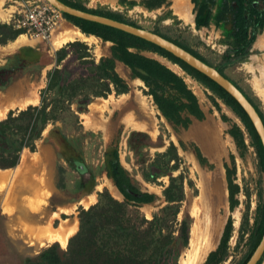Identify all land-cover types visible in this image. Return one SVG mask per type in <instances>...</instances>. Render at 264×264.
Wrapping results in <instances>:
<instances>
[{
    "label": "rangeland",
    "instance_id": "1",
    "mask_svg": "<svg viewBox=\"0 0 264 264\" xmlns=\"http://www.w3.org/2000/svg\"><path fill=\"white\" fill-rule=\"evenodd\" d=\"M69 1L87 9L118 13L144 30L157 31L188 46L211 67L220 68L223 75L252 100L264 120V51L254 57H247L241 63L229 64L223 59L229 50V11L222 9L218 12L220 19L216 23L209 20L204 24L201 20L194 22L193 16H190L193 6L200 0H162L164 3L153 8L145 6L152 4L153 0H129L132 5L120 4L118 0ZM210 1L212 4L218 2ZM41 3L45 2L6 0L0 5V10L9 7L15 9L6 22L0 21V25L16 29V21L21 20L23 11ZM177 6H181L183 10L176 11ZM181 15H185L187 20L180 19ZM60 18L55 22L48 39L41 38L34 32L39 37L36 39L37 36H32L38 41L36 46H24L2 57L0 97L19 96L21 100L35 92L39 99L38 94L45 85L46 73L55 66L54 53L60 49L51 52V36L60 25L75 28L61 15ZM21 34L25 35L24 30L15 38ZM8 42L10 41L0 46ZM81 43L87 46L90 57L95 62L99 57L108 55L109 44L97 38L90 44ZM69 51L62 64L72 75L83 73L84 69ZM144 55L157 59L167 67L165 60L150 54ZM115 71L127 84L126 104L116 109H103L106 101L117 102L121 95H126H115L111 88L105 98L92 97L83 106L77 103L80 101L77 99L76 103L70 106L71 112H56L57 121L46 124L45 131L41 132L40 138L35 142L34 152L22 150L17 163L18 166L23 153L29 160L32 159L29 175L32 180H37L39 188L32 195L15 192L16 196H12L8 186H0V264H20L26 257H31L52 244H56L60 250L65 249L66 244L57 242L43 246L28 243L23 232L24 224L19 220L26 213L36 220L37 226L57 229L62 221L75 223L74 234L77 230V211L93 205L98 193L106 192L111 198L122 201V196H113L105 187L106 182L110 181L106 169L114 154L118 164L135 186L141 192L155 195L151 204L138 208L141 216L147 220L151 219L164 205L161 190L167 184V176L157 178L155 184H148L142 180L141 175L151 176L154 173L150 163L156 159V154L163 153L170 143L174 147V155L178 158L174 160V171L170 172V175L181 176L183 193L176 215L174 236L182 220L187 225L186 245L178 249L174 264L192 263L202 246L210 243L211 249L201 261L203 264L207 255L217 247L228 220L230 233L226 243V256L218 264H239L248 249V234L244 231L240 235V228L244 221L247 228L252 226L258 196H263L264 184L263 175L257 169L255 154L246 135H243L245 149L239 151L227 133L232 124L242 130L238 119L219 100H216L218 109L214 108L206 98L210 93L181 71L175 74L182 78L187 88L196 96L203 119H192L186 129H172L156 112L151 99L144 94L143 84L136 83L137 79H132L130 72L120 64L115 65ZM4 83L6 86L2 87ZM38 104L39 100L35 106ZM8 111L21 110H7L0 115V120ZM126 121L133 126L128 128ZM137 126L138 129H135ZM194 147L204 160L201 163L194 154ZM35 153L39 157L32 156ZM157 161L161 162V159ZM16 167L0 169V173L12 171ZM225 167L230 172L231 183L237 186V193L234 195L236 204L232 209L227 201ZM259 264H264V257Z\"/></svg>",
    "mask_w": 264,
    "mask_h": 264
},
{
    "label": "trees",
    "instance_id": "2",
    "mask_svg": "<svg viewBox=\"0 0 264 264\" xmlns=\"http://www.w3.org/2000/svg\"><path fill=\"white\" fill-rule=\"evenodd\" d=\"M58 1L76 10L139 28L134 22L118 13L87 9L69 0ZM118 1L120 4L132 5L126 0ZM231 1L235 3L230 30L231 49L224 54V58L222 57L229 64L244 61L249 55L250 44L264 23V0H257L260 4L258 8L251 6V2L256 0ZM159 3L156 0L154 4H146V7ZM60 15L85 36L91 35L101 42L109 43L108 55L99 57L95 62L90 57L87 46L78 41L69 42L54 53L55 66L46 73L45 85L38 94V106H28L25 110L17 112L8 111L0 120V169L8 170L16 167L22 150L34 152L35 142L40 138L46 124L57 121L56 112H71L70 106L77 99H80L77 103L83 106L92 97L105 98L111 88L115 95L126 94L128 87L115 71L116 62L129 70L132 79L141 81L145 88L144 94L151 99L159 115L172 129H186L192 119L202 120L203 112L196 96L171 70L156 60L141 55L142 51H148L177 65L185 75L210 93L206 98L214 108L218 109L216 100H219L238 119L242 130L232 124L227 133L239 151L245 149L243 135H246L255 154L257 169L263 175L264 184V153L259 139L243 111L216 84L169 53L142 39L104 25L61 13ZM248 28H251L250 33ZM21 32V29L0 25V44L15 40L17 38L15 36ZM151 32L211 66L188 46L157 31ZM68 50L84 69L83 73L72 75L62 64ZM213 68L229 80L220 68ZM230 82L252 105L264 126L262 114L256 105L239 87ZM1 86H6V83ZM193 150L199 163L204 161L197 148L194 147ZM155 157L156 159L150 163L154 173L151 176L142 174V180L148 184H155L157 178L166 175L167 184L161 190L164 205L151 216V219L147 220L141 216L138 208L151 204L155 195L141 192L118 164L114 154L113 160L107 166L106 175L122 196V201L111 198L106 192L98 193L93 205L77 211V230L68 238L64 250L52 244L41 249L37 254L26 257L20 264H174V256L177 255L178 249L186 245L187 239V225L183 220L178 224L174 236L176 215L183 199L182 178L180 175L175 177L170 175V172L174 171V160L178 159L174 155V147L171 143L163 153L156 154ZM157 159H161V162ZM224 171L228 206L232 209L236 204L234 195L237 193V186L231 183L230 172L226 167ZM258 197L252 226L247 228L244 221L240 228V235L244 231L248 234L246 239L248 249L239 264L246 262L264 230V191L263 196ZM229 233L228 220L217 247L207 255L203 264H218L224 259ZM263 257L264 251L256 264H259Z\"/></svg>",
    "mask_w": 264,
    "mask_h": 264
},
{
    "label": "bare ground",
    "instance_id": "3",
    "mask_svg": "<svg viewBox=\"0 0 264 264\" xmlns=\"http://www.w3.org/2000/svg\"><path fill=\"white\" fill-rule=\"evenodd\" d=\"M5 1L6 0H0V2H1L0 5L2 6V4ZM14 9H13V7H9L8 9L0 10V21L7 20L8 17H10V14H12L14 12ZM181 18L187 20V17L185 15H181ZM263 37H264V31H263L262 35L258 38V42ZM34 38L35 37L21 34L15 40L10 41L3 46H0V62H2L3 56L9 55L12 52H14L15 50H19L20 48H22L24 46H31V47L36 46L38 41L34 40ZM37 38H39V37L37 36L36 39ZM94 39L95 38L91 35L85 36L84 34H81L75 28H72V27L69 28L67 25H60V27H58L57 31L51 36L49 42H50V48H51V52H52V51H55V50L61 48L66 43H69L72 41H80V42H84L86 44H90ZM263 44L257 43L256 46L260 49V48L264 47ZM166 65L171 70H173L174 72H176L178 74L181 72V70L179 71L178 68L175 67V65L171 66L168 63H166ZM135 82L142 84L141 81L138 79ZM258 83H260L259 80H258ZM127 98H128V96L126 94V95H121L120 99L117 102H113L111 100L106 101L104 103L103 109L108 110L110 107L116 109V108L126 104ZM17 100H19V96H17V98L13 97V96L11 97L8 95H4V96L0 97V115L2 113L6 112L7 110H10L13 108H18V109L22 110L28 106H35L38 103L39 99H38L37 95L35 94V92H33V94L28 95V97L26 96L19 101H17ZM156 112H158V111H156ZM93 113H97V112H93ZM100 113H103V112H100ZM162 120H163V118H162ZM125 123H126L125 125H127L128 128L133 126L132 124H128V121H126ZM135 125H136V123H135ZM139 127H141V126H139ZM135 129H138V126ZM141 129H142V127H141ZM32 156H38V154L35 153ZM31 160H29V157L25 156L23 153L21 155L20 162L16 168H14L12 171L9 170V171L0 173V186L3 188H4V186L5 187L8 186L10 188L9 194L11 191L12 196H13V194L15 195L16 193H22V192L29 193L30 195H32L39 188V185L36 183L37 180L36 181L34 179L32 180L30 178V175H29L31 172L30 171V169H31V165H30L31 162L30 161ZM105 187L112 193L113 196L121 197L119 192L115 189V187L112 185V183L110 181L106 182ZM145 208L146 207H144V209ZM66 212H64V213H66ZM26 214L24 215V217H22L19 220H20V223L23 222V224H24L23 232H24L26 238L28 239L27 240L28 243L32 242L33 244L36 243L38 246H43V245L50 244L52 242H57V243L65 245L67 238L69 236H71L73 234V232L75 231V225H74L75 223L72 224V223L68 222L67 220L62 221L57 229H52L50 227L37 226L36 225L37 222H35L36 220L34 221L33 217L28 216ZM209 249H211L210 243L202 246L201 251H199L200 253L198 252L199 254L198 255L196 254L195 260L194 261L192 260L193 262L192 263L190 262L188 264H201V261H203L204 256L207 254V252H209Z\"/></svg>",
    "mask_w": 264,
    "mask_h": 264
},
{
    "label": "water",
    "instance_id": "4",
    "mask_svg": "<svg viewBox=\"0 0 264 264\" xmlns=\"http://www.w3.org/2000/svg\"><path fill=\"white\" fill-rule=\"evenodd\" d=\"M43 1L61 14H65L70 17L78 18L84 21H89L92 23L104 25L109 28L116 29L126 34H129L133 37L142 39L160 48L161 50L169 53L171 56L182 61L191 69L204 75L207 79H209L214 84H216L220 89H222L243 111L248 121L250 122L255 134L258 137L264 153V126L262 124L260 117L254 110L252 105L243 96V94L229 80H227L221 74H219L213 67L206 65L205 63L201 62L200 60H198L188 52L174 45L172 42L163 39L162 37L152 33L151 31H147L142 28L133 27L98 15L89 14L83 11L76 10L74 8L64 5L58 0H43ZM263 251H264V230L261 234L259 242L257 243V245L255 246V248L253 249V251L251 252L250 256L248 257V259L244 264H256L259 261Z\"/></svg>",
    "mask_w": 264,
    "mask_h": 264
},
{
    "label": "built area",
    "instance_id": "5",
    "mask_svg": "<svg viewBox=\"0 0 264 264\" xmlns=\"http://www.w3.org/2000/svg\"><path fill=\"white\" fill-rule=\"evenodd\" d=\"M59 19L60 14L56 10L46 3H41L23 11L21 20L16 21V29L24 30L27 36L39 34L41 38L48 39Z\"/></svg>",
    "mask_w": 264,
    "mask_h": 264
},
{
    "label": "flooded vegetation",
    "instance_id": "6",
    "mask_svg": "<svg viewBox=\"0 0 264 264\" xmlns=\"http://www.w3.org/2000/svg\"><path fill=\"white\" fill-rule=\"evenodd\" d=\"M155 1L156 0H153L152 4H154ZM158 1L160 2L159 4L154 5L152 7H149V8L157 7V6H160V4L164 3V2H162V0H158ZM217 1H218L217 3L215 2L214 4H212L210 0H200L199 2H197V4L195 6H193V12L191 11L190 16L191 17L193 16L194 22H196V23H198L200 20L203 21L204 24L207 23L209 20H212L214 23H216L218 21V19H220V15L218 13L219 11H221L222 9L225 11H229V13H228L229 23L228 24H229V30H231V19H232V15H233V10L235 8V3L231 0H217ZM126 2H131V1L126 0ZM251 6L252 7L256 6L258 8V6L260 7V4L256 0V1L251 2ZM250 31H251V28H248V33H250ZM230 34H231V31H230ZM256 35H255V37H256ZM229 38H230V42L228 43L229 50H227V51H230V49H231L230 43L232 41V38H231V36H229ZM251 44H250V46H251ZM250 46L248 48L249 54H250ZM245 59H244V61H245ZM239 63H241V62H239Z\"/></svg>",
    "mask_w": 264,
    "mask_h": 264
},
{
    "label": "crops",
    "instance_id": "7",
    "mask_svg": "<svg viewBox=\"0 0 264 264\" xmlns=\"http://www.w3.org/2000/svg\"><path fill=\"white\" fill-rule=\"evenodd\" d=\"M174 2V1H173ZM126 4V3H125ZM171 6H172V8H173V3L171 2ZM181 7V6H180ZM179 6H177V8H176V11H180L181 12V10H183V8L181 9ZM181 9V10H180ZM180 14V13H179ZM178 14V15H179ZM180 19H181V17H180ZM139 28H141V27H139ZM263 31H264V23H263V26H262V29L260 30V32H258L257 33V35H256V37H255V39H254V41H253V43L251 44V46H250V54L247 56V57H254L257 53H260V52H262V51H264V47L263 48H258L256 45H257V43H264V37L262 38V39H260V41L258 42V37L259 36H261L262 35V33H263ZM257 41V42H256ZM256 42V43H255ZM107 43V42H106ZM255 43V44H254ZM109 44V43H108ZM264 45V44H263ZM150 54L151 56L152 55H154V56H156V57H158V58H161V59H163V60H165L166 61V63H168V64H170L171 66H174V65H172L170 62H168L166 59H164V58H162V57H160V56H158V55H156V54H154V53H151V52H148V51H142L141 52V55H143V56H145L144 54ZM145 57H148V58H151V59H154V60H156L157 62H159L157 59H155V58H152V57H149V56H145ZM160 63V62H159ZM116 64H120L121 66H123L124 68H126L124 65H122L121 63H119V62H116L115 63V65ZM160 64H162V63H160ZM162 65H164V64H162ZM165 66V65H164ZM166 67V66H165ZM175 67H177V66H175ZM166 68H168L169 70H171L168 66L166 67ZM178 68V67H177ZM127 69V68H126ZM128 70V69H127ZM178 70L180 71V69L178 68ZM129 71V70H128ZM174 74L176 73V72H174L173 70H171ZM117 73V72H116ZM178 74V73H177ZM176 75V74H175ZM178 76V75H177ZM187 76V75H186ZM188 77V76H187ZM181 78V77H180ZM189 78V77H188ZM182 79V78H181ZM192 80V79H191ZM45 131V130H44Z\"/></svg>",
    "mask_w": 264,
    "mask_h": 264
}]
</instances>
